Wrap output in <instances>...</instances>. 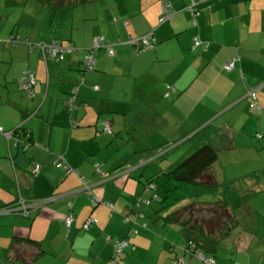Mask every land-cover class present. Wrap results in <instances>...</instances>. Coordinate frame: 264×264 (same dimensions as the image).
Returning a JSON list of instances; mask_svg holds the SVG:
<instances>
[{"label": "crops", "instance_id": "0c3cea01", "mask_svg": "<svg viewBox=\"0 0 264 264\" xmlns=\"http://www.w3.org/2000/svg\"><path fill=\"white\" fill-rule=\"evenodd\" d=\"M52 1H40L48 15L38 26L0 38V264H204L179 247L181 223L166 219L192 210L212 220L219 263L264 264V0H169L165 20L162 0ZM149 33L156 44L137 53L131 41ZM53 42L79 52L51 57L39 45ZM28 70L31 97L17 85ZM127 116L137 135L147 127L160 140L127 150ZM207 144L219 159L199 181L216 186L190 193L168 172ZM162 175L163 193H185L160 200ZM216 202L227 205L223 221L204 210ZM150 208L162 213L156 222ZM119 240L128 245L116 252Z\"/></svg>", "mask_w": 264, "mask_h": 264}, {"label": "trees", "instance_id": "16d2710c", "mask_svg": "<svg viewBox=\"0 0 264 264\" xmlns=\"http://www.w3.org/2000/svg\"><path fill=\"white\" fill-rule=\"evenodd\" d=\"M52 1V0H47ZM64 0L52 1L58 4H64ZM199 1V0H198ZM195 12L198 14L199 9L197 6L195 7ZM136 48V47H135ZM140 46H137L139 49ZM148 49V48H147ZM145 49H141L143 51ZM138 53V51H137ZM263 135H257L258 138H262ZM219 159V150L216 148L214 144L203 145L196 151H194L191 155H189L183 162L174 167L168 175L171 176L177 183H185V185L190 186L197 184L203 185L205 187L209 186L212 188L216 186V183H208L207 181H199V179L204 175H212L209 171L211 166ZM213 176V175H212ZM147 188L149 189H158L157 185L153 181H149L147 184ZM179 189V191H176ZM175 190H169L167 193H173L172 196H175V193H185L183 188H176ZM188 189V190H189ZM182 198V197H181ZM180 198V199H181ZM145 202H149L147 199H144ZM178 200V199H177ZM176 199L174 201H177ZM222 202H216V207L204 208V210L212 216L213 213H218V218L223 221V218L228 216L226 213L227 205L221 204ZM215 206V205H214ZM192 208V206H191ZM183 211H186L183 210ZM28 215V214H26ZM207 217V214H206ZM167 220L175 221L178 220L183 227V234L186 240L179 245V247L186 253H189L201 260L202 257L213 259L216 264L219 263L216 259L218 257L217 249L218 242L216 239H207V233L209 231L206 230V225L210 227V223L212 220L206 221L205 218H202L199 214L196 215L192 210L191 213H187L186 219H182L180 217L177 218V214H171L166 217ZM30 241V240H29ZM31 242V241H30Z\"/></svg>", "mask_w": 264, "mask_h": 264}, {"label": "rangeland", "instance_id": "374dc122", "mask_svg": "<svg viewBox=\"0 0 264 264\" xmlns=\"http://www.w3.org/2000/svg\"><path fill=\"white\" fill-rule=\"evenodd\" d=\"M40 1L41 0H0V38H2L1 36L8 34L12 31L13 32H16L17 30L22 31L23 29L26 28V26H29V24L38 26L41 23V21L45 20V18L48 15L47 14L48 10H46L45 8L41 9V6L39 4H41L42 6L43 4ZM49 7L51 8V4ZM1 44L2 43L0 41V45ZM142 120L145 121V118ZM121 121L125 122L127 126V133L121 135L122 140L126 141L127 150L133 146L136 147L137 144H140L141 146L140 148L142 147L146 148V147H149L151 144L156 143L160 140L156 137V135L152 136L151 134H148L147 132L149 131L146 130L147 127L145 128L144 137L142 134L137 135L134 132L133 119L130 116H127L121 119ZM136 121L139 122L140 119H136ZM142 137L143 139H141ZM177 144L179 143H175L171 145L168 148V150L176 146ZM180 145L182 146V144H179L178 146ZM178 146L175 148H178ZM150 154L151 153H146L145 156H150ZM154 156L149 157L148 159L144 157L145 159L144 161H142V163L144 164V162L150 160L151 158H154ZM156 158L157 157H155L154 159ZM156 181H157V185L160 187V190H159L160 193H158L160 196L159 198L160 200H164L167 193H163V192L166 190V188H168L171 182L167 180L165 175L158 177ZM189 190H191L190 193L195 192V190L193 191L191 188ZM176 191H179V189H176ZM155 203H158V202H155ZM167 209L168 208L164 210H167ZM149 213L150 215L153 213L152 208H150ZM161 214L162 213L160 214L153 213L152 221L156 222V220L159 219V216ZM149 218L151 220V216H149Z\"/></svg>", "mask_w": 264, "mask_h": 264}, {"label": "built area", "instance_id": "2783aa9c", "mask_svg": "<svg viewBox=\"0 0 264 264\" xmlns=\"http://www.w3.org/2000/svg\"><path fill=\"white\" fill-rule=\"evenodd\" d=\"M198 0H192V5L193 6ZM163 3V11H164V15H163V20L168 19L172 14L173 10L171 9V5L169 3V0H162ZM195 10V8H194ZM10 42L15 43L17 42L19 39L17 37H11L10 39H8ZM134 45L136 46H140V48L137 50L138 52L141 49H147V48H151L156 44V40L153 36V33H149L139 39H135L131 41ZM201 40L199 38H195V42H194V46L197 47L201 44ZM103 45L102 40L100 38L96 39L93 45V49L88 51L84 58H83V65H84V69L85 71H91L94 69L95 67V62H96V57H95V50L99 47ZM42 50L45 53H48L51 57H55L59 60L65 59V57L69 54H72L75 50L77 52H79L78 48H75L73 44L71 43H60V42H53L51 45H39ZM109 48V53L110 54H114V49L111 45H106ZM227 68L228 69H232L233 67V63H229L227 64ZM35 84V77L32 71L28 70L25 71L20 78L18 79V88L22 91H24L25 93H27V95L29 97H31L33 95V86ZM77 93L76 89H73L70 98L68 100V106L69 108H73L75 102V95ZM254 106L257 105V102L254 101L253 103ZM6 136H10V133H6ZM59 166H63L66 167V163L64 160H60L58 163ZM41 170V166L40 164L34 165V172H40ZM93 203L96 205L99 200L97 199L96 196H93L92 198ZM20 211L23 213V215H26L27 213V209L26 207L22 205H20ZM73 217L69 216L66 219V224L68 227L71 226V223L73 221ZM94 221L93 217H90L87 222L85 223L84 227L87 229L89 227V225ZM128 245V241L127 240H119L116 243V252H121L123 251V249ZM204 264H216L215 261L213 259H209V258H205L202 257Z\"/></svg>", "mask_w": 264, "mask_h": 264}, {"label": "clouds", "instance_id": "9594fccd", "mask_svg": "<svg viewBox=\"0 0 264 264\" xmlns=\"http://www.w3.org/2000/svg\"><path fill=\"white\" fill-rule=\"evenodd\" d=\"M17 84H18V83H17ZM10 136H11V134H10ZM10 136H9V137H10Z\"/></svg>", "mask_w": 264, "mask_h": 264}]
</instances>
